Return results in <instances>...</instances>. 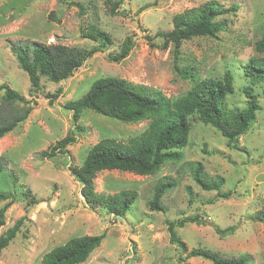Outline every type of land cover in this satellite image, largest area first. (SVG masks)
I'll list each match as a JSON object with an SVG mask.
<instances>
[{
	"label": "rangeland",
	"instance_id": "rangeland-1",
	"mask_svg": "<svg viewBox=\"0 0 264 264\" xmlns=\"http://www.w3.org/2000/svg\"><path fill=\"white\" fill-rule=\"evenodd\" d=\"M70 1L0 0V85L8 84L32 107L25 120L0 138V156L6 161V169L0 173V192L13 198L0 233L22 219L19 231L0 253V264H40L44 253L69 238L100 233L104 234L100 245L80 264H212L200 257H187L171 241L168 223L180 219L186 221L174 230L188 250L206 247L226 256L247 253L251 264H264V220L254 218L264 202V80L253 85L259 108L254 123L237 139L236 148L211 125L191 120L180 161H167L150 175L98 172L94 178L98 192L137 190V199L123 216L85 202L81 182L69 165L79 166L100 138L126 141L139 134L148 120L124 123L85 108L74 122L72 111L65 108L67 101L76 100L95 79L105 76L178 97L191 83L179 75L175 65L192 68L200 77H221L229 69L234 82L226 105L244 106L242 87L250 84V79L244 76L243 66L252 57L264 56L255 49L256 41L264 37V0H217L225 8L231 4L239 8L218 18L226 26L215 37L184 40L176 60L173 43H165L155 33L170 30L177 12L207 0H109L121 2L116 15L108 13L105 0H73L84 6L82 14ZM90 24L109 32L112 43L102 47L81 37V29ZM126 36L133 41L129 54L113 60ZM26 40L98 50L64 80L55 83L41 76V87L34 90L11 49L14 42ZM58 89L60 93L49 103ZM3 94L0 89V115L11 108V103H3ZM23 105L14 102L12 106ZM69 131L75 141L67 151H57L51 157L41 155ZM196 161L210 176L223 178L220 190L231 191L229 197L195 184L191 165ZM166 175L175 185L161 198L165 210H151L147 202L153 185ZM9 200H0V207ZM31 200L33 203L27 204ZM230 226L234 229L228 233L217 232Z\"/></svg>",
	"mask_w": 264,
	"mask_h": 264
},
{
	"label": "trees",
	"instance_id": "trees-1",
	"mask_svg": "<svg viewBox=\"0 0 264 264\" xmlns=\"http://www.w3.org/2000/svg\"><path fill=\"white\" fill-rule=\"evenodd\" d=\"M109 4V14L116 15L120 1L105 0ZM84 12L80 2H69ZM237 4L223 7L217 0H207L197 6L186 8L172 17V28L168 31L159 30L155 33L165 43H173V54L176 60L179 46L184 40L195 36L215 37L216 33L225 28L224 21L218 20L225 14H234ZM81 37L97 42L105 47L112 43L109 32L90 24L81 29ZM133 46L131 36H126L119 51L112 56L113 60L126 57ZM11 49L18 64L29 78L32 89L41 87L40 77L45 76L51 82H59L69 77L85 60L98 49L64 44H47L36 41H16ZM255 49L264 52V37L256 41ZM177 72L184 79L190 80V87L178 97H166L162 92L151 89L144 84H136L123 78L105 76L95 79L88 90L76 100L67 101L65 108L72 111L73 121H78L81 111L85 108L124 123L148 120L146 127L137 135L123 141L115 137H103L87 151L79 166L69 165V170L81 182L80 193L84 201L104 207L115 216H123L135 202L138 192L135 188H121L115 192L102 193L95 190L94 178L104 170H120L138 175H150L157 172L167 161H180L183 157L181 149L188 144L191 120L200 121L214 127L228 140V145L237 147V139L245 134L256 118L259 108L257 95L253 85L264 80V56L250 58L243 66L244 76L250 84L242 87L245 97L244 106L228 108L226 97L233 91L234 77L229 69L221 77H200L192 68H178ZM3 103H11V108L0 115V138L25 120L32 107L22 94L3 83ZM60 89L52 93V103ZM21 102L22 107L12 106ZM77 128L82 126L77 124ZM75 141L72 131L41 152L42 156L55 155L57 151H67V146ZM6 169V161L0 156V173ZM13 177L14 174L9 172ZM191 175L195 184L203 190H215L216 195L227 198L231 191L221 192L223 178L207 174L200 162H192ZM175 185L171 176L159 177L153 185L148 207L151 210L164 211L161 205L163 195ZM25 192V191H24ZM28 190L25 198L28 197ZM188 193L191 189L188 187ZM10 198L9 202L0 207V227L5 222V212L13 198L9 193L0 192V200ZM34 200L27 202L33 203ZM256 220H264V202L254 213ZM185 219L168 223L171 241L176 243L187 257H200L212 264H251L252 258L247 253L238 256H226L206 247H195L190 250L181 240L174 228L182 226ZM22 219L0 233V253L13 240L20 229ZM227 230L218 229L220 234ZM104 234L79 235L69 238L60 245L52 247L43 254L40 264H80L100 245Z\"/></svg>",
	"mask_w": 264,
	"mask_h": 264
}]
</instances>
